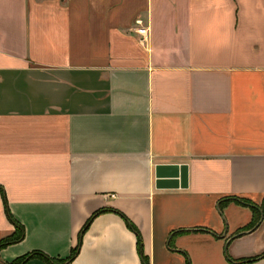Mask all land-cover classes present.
Masks as SVG:
<instances>
[{
	"label": "crops",
	"instance_id": "0c3cea01",
	"mask_svg": "<svg viewBox=\"0 0 264 264\" xmlns=\"http://www.w3.org/2000/svg\"><path fill=\"white\" fill-rule=\"evenodd\" d=\"M2 190L0 264H264V0H0Z\"/></svg>",
	"mask_w": 264,
	"mask_h": 264
},
{
	"label": "trees",
	"instance_id": "16d2710c",
	"mask_svg": "<svg viewBox=\"0 0 264 264\" xmlns=\"http://www.w3.org/2000/svg\"><path fill=\"white\" fill-rule=\"evenodd\" d=\"M2 193H3V197H4V206H5L6 215H7L8 219L15 225L16 230H15V232H14L13 235H11V236L3 239V240H0V249L3 248V247H5V246H7V245L12 244V243H16L18 241H21L25 237V228H24V226L15 219V217L13 216V214L10 211L9 204H8V200H7V197H6L5 192L3 190H2ZM226 200H233V201H236L237 203L244 204V205H248L253 210L256 209V206H254L251 202H249V201H247L245 199H242V198H237V197L222 199L219 202V204L223 203ZM126 222H127V224H129L128 221H126ZM255 223L256 222H254L252 224V226ZM87 225H88V223L84 226V228L82 229V231L86 229ZM129 226L132 228V230L137 235V243H138V249H139V253H140V261H141V264H148V261H147L146 257L143 255V253L141 251V239H140V236H139L138 232L132 227V225H129ZM80 239L81 238L79 237L77 245L71 250L70 255L65 260H63V261H57V260H55V259H53V258H51V257H49V256H47L45 254H42L40 252H35V253H31V254H29L27 256H24V257L19 258L17 260V262H18V264H22L28 258H30L31 256H34L36 254H40L41 257L43 259H45L47 262H49V263H58V262L69 261V260H71L77 254L78 249H79Z\"/></svg>",
	"mask_w": 264,
	"mask_h": 264
},
{
	"label": "built area",
	"instance_id": "2783aa9c",
	"mask_svg": "<svg viewBox=\"0 0 264 264\" xmlns=\"http://www.w3.org/2000/svg\"><path fill=\"white\" fill-rule=\"evenodd\" d=\"M136 23L140 24L141 20H137ZM138 33L140 35V41L146 40L148 36V28L147 27L139 28Z\"/></svg>",
	"mask_w": 264,
	"mask_h": 264
},
{
	"label": "water",
	"instance_id": "95a60500",
	"mask_svg": "<svg viewBox=\"0 0 264 264\" xmlns=\"http://www.w3.org/2000/svg\"><path fill=\"white\" fill-rule=\"evenodd\" d=\"M157 176H158V177H162L163 175H162L160 172H158V173H157ZM180 179H182V176H181V175H180ZM183 181H184V179H183Z\"/></svg>",
	"mask_w": 264,
	"mask_h": 264
}]
</instances>
